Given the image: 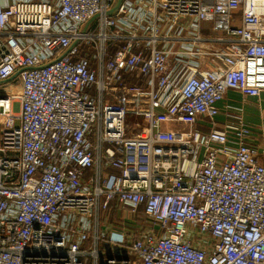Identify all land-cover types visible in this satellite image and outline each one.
<instances>
[{
  "label": "built area",
  "instance_id": "obj_1",
  "mask_svg": "<svg viewBox=\"0 0 264 264\" xmlns=\"http://www.w3.org/2000/svg\"><path fill=\"white\" fill-rule=\"evenodd\" d=\"M114 1L0 0V264H264V0Z\"/></svg>",
  "mask_w": 264,
  "mask_h": 264
},
{
  "label": "crops",
  "instance_id": "obj_2",
  "mask_svg": "<svg viewBox=\"0 0 264 264\" xmlns=\"http://www.w3.org/2000/svg\"><path fill=\"white\" fill-rule=\"evenodd\" d=\"M221 113L218 116L219 127L227 117H240L251 130L247 143L254 147L264 146V92L258 97H241L228 93L220 104Z\"/></svg>",
  "mask_w": 264,
  "mask_h": 264
},
{
  "label": "rangeland",
  "instance_id": "obj_3",
  "mask_svg": "<svg viewBox=\"0 0 264 264\" xmlns=\"http://www.w3.org/2000/svg\"><path fill=\"white\" fill-rule=\"evenodd\" d=\"M18 86H19L18 79H14L10 82H7V83L0 85V89L7 90L11 87H18ZM109 215H110V219L113 220L114 218H116V216H118V213L115 212L114 214L111 213ZM124 215L127 218H131V216L128 213H125ZM130 223H135V224L140 225L142 227H151V225H152V222L149 219L143 217L141 214H139V217L135 216L134 218H131Z\"/></svg>",
  "mask_w": 264,
  "mask_h": 264
},
{
  "label": "water",
  "instance_id": "obj_4",
  "mask_svg": "<svg viewBox=\"0 0 264 264\" xmlns=\"http://www.w3.org/2000/svg\"><path fill=\"white\" fill-rule=\"evenodd\" d=\"M120 2H121V0H115L114 3H113V5H112V7H111V9L108 11V14H112V13H114V12L117 10V8H118ZM94 19H95V17H92L90 20H88V21L82 26V29H81V30H83V32H85L86 29L92 24V22L94 21ZM10 80H11V79H9V80H7V81H5V82H8V81H10Z\"/></svg>",
  "mask_w": 264,
  "mask_h": 264
}]
</instances>
